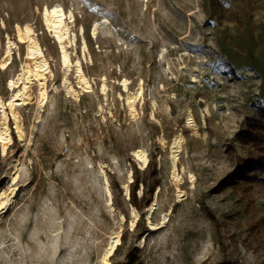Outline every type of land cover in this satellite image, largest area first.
Returning <instances> with one entry per match:
<instances>
[{"label":"rangeland","instance_id":"1","mask_svg":"<svg viewBox=\"0 0 264 264\" xmlns=\"http://www.w3.org/2000/svg\"><path fill=\"white\" fill-rule=\"evenodd\" d=\"M46 6L66 13L68 68ZM17 24L33 27L51 73L44 103L33 80L34 101L15 107L23 140L7 108L13 141L6 153L0 145V188L17 190L0 216V264H105L116 234L111 264H264V0H0L5 103L26 52ZM7 36L18 46L3 69ZM78 60L91 91L80 87ZM178 134L182 183L169 149ZM158 190L151 220L168 222L153 231L145 211ZM131 205L141 215L134 228Z\"/></svg>","mask_w":264,"mask_h":264},{"label":"bare ground","instance_id":"2","mask_svg":"<svg viewBox=\"0 0 264 264\" xmlns=\"http://www.w3.org/2000/svg\"><path fill=\"white\" fill-rule=\"evenodd\" d=\"M66 13L59 6H46L43 10V20L47 29L50 31L52 36L55 38L56 42L59 44L62 55V63L64 67L71 66L70 56L67 49L74 43L73 40L70 39V29L66 23ZM107 21V20H106ZM16 31L18 36V42L26 45V52L24 57V62L22 64L20 72L14 78L8 81L9 88L12 93L9 98L8 103H5L0 98V112L2 115V121H0V145L2 147L3 153H6L8 147L12 144V136L9 127V114L7 108L10 107L11 113L14 116L16 129L19 135V138L23 140L25 138V132L21 127V122L19 117L15 113V107L23 104H28L34 101V95L31 92V83L33 80L39 81L41 86V103H44L47 99V91H46V74L51 73L50 63L43 51V48L39 41L36 38V33L31 27L30 24L26 25H16ZM93 35H97V26L93 28ZM18 46L16 41H13L10 36H7V44L6 50L4 53V57L2 59L1 67L3 69H7L9 65L12 63L13 59V49ZM84 47L87 48V43L84 41ZM77 72L79 75V84L80 87L85 91H91L93 88L92 82L86 77L81 63L78 60L77 63ZM67 78H63V82L66 83ZM141 89V87H140ZM106 91L105 86L103 87V92ZM140 96V91L138 94L133 96V101H135ZM187 121L189 125H193L197 128L196 120L193 117L192 112L189 113L187 117ZM185 143V138L182 134H178L174 137L171 145L169 146L171 159L173 161V169L172 176L178 183L183 182V177L180 174L178 162L180 160L181 154L183 153V145ZM133 155L136 159L141 163V167H147L149 163V158L147 153L142 149H136L133 151ZM20 162L18 159H15L12 163V166L8 172V175L12 178L13 183L16 184L18 181V170H19ZM184 168L182 171L184 172ZM102 174L105 177V182L108 187V194L110 197V201L112 200V194L109 189V180L107 174L105 173L103 167L101 166ZM190 180L194 181V176L190 174ZM17 187H14L10 193L6 194L3 188H0V216H3L9 209V205L11 204L13 197L16 193ZM160 190H158L155 196L152 199L151 204L146 208L145 215L147 220L149 221L150 228L153 231H157L164 227L168 222V215L166 214L163 217V221L154 224L151 220L154 211L158 205ZM183 192L179 190V195ZM128 194V192H127ZM131 215L132 221L131 226L134 228L138 221L141 218L139 210L131 205ZM147 235V233H146ZM144 236L140 240V247L143 248L147 243V236ZM121 243L120 234H116L111 237L109 245L104 252L103 261L105 264H111L110 258L114 255L116 249Z\"/></svg>","mask_w":264,"mask_h":264},{"label":"trees","instance_id":"3","mask_svg":"<svg viewBox=\"0 0 264 264\" xmlns=\"http://www.w3.org/2000/svg\"><path fill=\"white\" fill-rule=\"evenodd\" d=\"M255 160V159H254ZM254 160H252V161H254ZM238 173H234L233 175H231L230 177H228V180H230L229 182L230 183H234V176H236ZM138 187V183H137V185L135 186V188L133 189V193H132V201H133V203L135 204V205H137L138 206V200H137V197H136V188ZM218 264H235V263H233L232 261H228V260H224L223 262H221V263H218Z\"/></svg>","mask_w":264,"mask_h":264}]
</instances>
